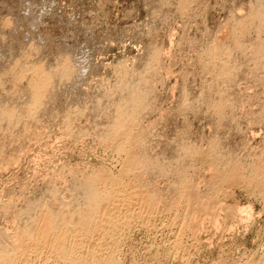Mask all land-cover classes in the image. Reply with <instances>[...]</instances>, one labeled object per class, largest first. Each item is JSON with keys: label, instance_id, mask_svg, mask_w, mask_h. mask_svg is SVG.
<instances>
[{"label": "rangeland", "instance_id": "obj_1", "mask_svg": "<svg viewBox=\"0 0 264 264\" xmlns=\"http://www.w3.org/2000/svg\"><path fill=\"white\" fill-rule=\"evenodd\" d=\"M36 1L0 0V109L8 106L4 109L14 110L11 113L19 121V126L7 129L9 121L0 120V257L13 256V264H67L52 247L60 237L66 240L71 260L87 256L93 248L100 259L113 258L114 264H264V168L259 174V166L264 167V48L256 49L257 44L264 45V0H49L51 5L48 0ZM28 10L36 16L27 15ZM30 16L35 20L31 22ZM31 23L37 26L30 27ZM61 62L68 63L77 84L74 79L67 83L60 80L62 76L55 77L58 72L53 70ZM50 75L51 84L46 82ZM43 80L49 87L44 83L47 88L42 87ZM32 84L40 94H48L38 93L40 98H35ZM132 95L141 100L138 113L128 105ZM34 99L38 103L32 108L29 102ZM122 113L134 139L131 154L139 159L133 170L138 176L125 182L130 184L124 191L129 198L124 197L125 189L120 190L106 207L110 229L106 230L105 222V229L91 236L88 223L85 232L67 221L85 207L78 183L84 188L94 184L103 192L110 186L96 179L106 174L119 177L124 156L113 142L122 129L114 116ZM128 120H134L131 126ZM110 130L117 135L111 133L113 139L107 134ZM231 168L241 172L238 186L214 182ZM180 173L193 184L190 190L184 187L188 192L177 184ZM192 193H197L200 203L216 197L219 201L212 216L194 221L200 222L194 227H200V233L192 232L184 220L188 213L184 208L195 197ZM178 195L184 197L180 208L169 211ZM147 198L153 204L150 215H145L146 209L141 212L139 205L140 199ZM231 211L236 220L227 215L222 223ZM45 214H52L57 223L52 232L44 223L46 237L36 232ZM215 218L219 224L212 221ZM3 260L0 264H7Z\"/></svg>", "mask_w": 264, "mask_h": 264}, {"label": "bare ground", "instance_id": "obj_2", "mask_svg": "<svg viewBox=\"0 0 264 264\" xmlns=\"http://www.w3.org/2000/svg\"><path fill=\"white\" fill-rule=\"evenodd\" d=\"M44 1V0H43ZM60 1V0H59ZM183 1V0H182ZM185 1V0H184ZM261 1V0H260ZM27 2V1H26ZM32 2L33 1H31V2H29V4H32ZM38 2V0L35 2V3H37ZM45 2V1H44ZM44 2H43V4H44ZM48 2H49V0H48ZM258 2V1H257ZM23 3V2H22ZM39 3V2H38ZM58 3V2H57ZM33 4H34V2H33ZM40 4V3H39ZM49 4H50V2H49ZM53 4H55L54 2H53ZM66 4V3H65ZM64 4V5H65ZM6 5V4H5ZM24 5V4H23ZM27 5H28V3H27ZM47 5V4H46ZM45 5V6H46ZM51 5V4H50ZM49 5V6H50ZM180 5H182V4H180ZM263 5V4H262ZM14 6V5H13ZM25 6V5H24ZM58 6V5H57ZM56 6V7H57ZM67 6V5H66ZM259 6H261V5H259ZM40 7V6H39ZM48 7V6H47ZM4 8V7H3ZM8 8V7H7ZM16 8H18V6L16 7ZM28 8V6H26V9ZM30 8H31V5H30ZM30 8H28V9H30ZM33 8V7H32ZM35 8H36V6H35ZM49 8V7H48ZM53 8V7H52ZM177 8V7H176ZM262 8V7H261ZM9 9V8H8ZM10 9H11V7H10ZM26 9H21V11H25L26 12ZM260 9V8H259ZM6 10V9H5ZM13 10V9H12ZM12 10H10L11 12L10 13H12ZM32 10V9H31ZM31 10H28V11H30V14L28 13L27 15H31L32 13L31 12H33V11H31ZM35 10V9H34ZM256 10V9H255ZM263 10H264V8H263ZM18 11V10H17ZM20 11V10H19ZM39 11H40V9H39ZM43 11V10H42ZM41 11V12H42ZM240 11V10H239ZM260 11V10H259ZM262 11V10H261ZM261 11H260V13H261ZM37 12H38V10H37ZM27 13V12H26ZM34 13V12H33ZM243 13V12H242ZM255 13H258V14H260L259 12H255ZM262 13H264V11H262ZM261 13V14H262ZM35 14V16H36V13H34ZM34 14H32V15H34ZM38 14V13H37ZM40 14V13H39ZM257 14V15H258ZM260 14V15H261ZM23 15H26V14H23ZM255 15V14H254ZM256 15V17H259V19H260V17L261 16H257ZM8 16V15H7ZM13 16H15V15H13ZM20 16V15H19ZM18 16V17H19ZM40 16H41V14H40ZM45 16V15H44ZM250 16V15H249ZM0 17H2V15L0 16ZM42 17H43V15H42ZM42 17H39L40 19L42 18ZM264 17V16H263ZM263 17H261V18H263ZM6 18V17H5ZM13 18V17H12ZM17 18V17H16ZM25 18V17H24ZM33 18L34 17H31L30 16V19H32L31 20V22L32 21H34L33 20ZM251 18V17H250ZM249 18V19H250ZM3 19V18H2ZM7 19V18H6ZM6 19H5V22H6ZM37 19V18H36ZM43 19V18H42ZM264 19V18H263ZM13 20H15V19H13ZM50 20V19H49ZM10 21H12V20H10ZM26 21H28V20H26ZM42 21V20H41ZM40 21V22H41ZM254 21V20H253ZM260 21H262V20H260ZM9 22V21H8ZM7 22V23H8ZM15 22V21H14ZM35 22H37L38 24L40 23L39 22V20L38 21H35ZM35 22H33V23H35ZM264 22V21H263ZM4 23V22H3ZM33 23H31L30 24V27H31V25L33 24ZM37 23L36 24H33L32 26H37ZM6 24V23H5ZM5 24H4V26H5ZM11 24V23H10ZM9 23L7 24V26L8 25H10ZM14 24V23H13ZM260 24V23H259ZM261 24H262V22H261ZM21 25V24H20ZM40 25H41V23H40ZM264 24H262V27H264L263 26ZM1 26V25H0ZM13 26V25H12ZM11 26V27H12ZM27 26V25H26ZM2 27V26H1ZM261 27V28H262ZM4 28H6V26L4 27ZM15 28V27H14ZM48 28V27H47ZM90 28V27H89ZM11 29V28H10ZM13 29V28H12ZM31 29V28H30ZM8 30V29H7ZM17 30V29H16ZM21 30V29H20ZM93 30V29H92ZM251 30V29H250ZM14 31V30H13ZM18 31V30H17ZM35 31H36V29H35ZM34 31V32H35ZM263 31V30H262ZM260 32V31H259ZM4 33V32H3ZM14 33V32H13ZM32 33V32H31ZM2 34V33H1ZM29 34V33H28ZM26 35V34H25ZM13 36V35H12ZM44 36V35H43ZM48 36H50V35H48ZM17 37V36H16ZM24 37V36H23ZM27 37H29V36H27ZM31 37V36H30ZM35 37V36H34ZM5 38V37H4ZM28 39H31V38H28ZM40 39H42V38H40ZM39 39V40H40ZM3 40V39H2ZM26 40V39H25ZM37 41V40H36ZM105 41V40H104ZM240 41V40H239ZM2 42V41H1ZM22 42V41H21ZM46 42V41H45ZM94 42V41H93ZM30 43V42H29ZM92 43V42H91ZM75 44V43H74ZM262 44V43H261ZM259 45V44H257L256 45V49H258V52L260 51V46H261V49H262V46H263V48H264V45ZM9 45V44H8ZM18 45V44H17ZM33 45V44H32ZM38 45V44H37ZM241 45V44H240ZM26 46V45H25ZM91 46H92V44H91ZM95 47V46H94ZM235 47H237V46H235ZM243 47V46H242ZM34 48V47H33ZM219 48V47H218ZM8 50V49H7ZM35 50V49H34ZM252 50V49H251ZM264 50V49H263ZM160 51V50H159ZM213 51V50H212ZM217 51V50H216ZM250 51V50H249ZM11 52V51H10ZM74 52V51H73ZM218 52V51H217ZM227 52V51H226ZM230 52H231V50H230ZM163 53V52H162ZM178 53V52H177ZM213 53V52H212ZM257 53V52H256ZM5 54V53H4ZM18 54V53H17ZM26 54V53H25ZM28 54V53H27ZM42 54V53H41ZM63 54V53H62ZM65 54V53H64ZM211 54V53H210ZM216 54V53H215ZM254 54H255V52H254ZM24 55V54H23ZM253 55V54H252ZM92 56V55H91ZM209 56V55H208ZM215 56V55H214ZM231 56V55H230ZM31 57V56H30ZM32 57H34V56H32ZM43 57V56H42ZM67 57V56H66ZM75 57V56H74ZM27 58V57H26ZM151 58V57H150ZM9 59V58H8ZM16 59V58H15ZM81 59V58H80ZM80 59H79V61H80ZM88 59V58H87ZM211 59H213L212 57H211ZM229 59V58H228ZM14 60V59H13ZM19 60V59H18ZM58 60H60V59H58ZM66 60V59H65ZM83 60V59H82ZM230 60V59H229ZM257 60V59H256ZM40 61V60H39ZM44 61V60H43ZM74 61V60H73ZM77 61V60H76ZM259 61H262V60H259ZM4 62H6V61H4ZM63 62H67V61H63ZM75 62V61H74ZM264 62V61H263ZM11 63V62H10ZM14 63V62H13ZM62 63V62H61ZM83 63V62H82ZM56 64V63H55ZM77 64V63H76ZM75 64V65H76ZM80 64V63H79ZM78 64V65H79ZM87 64V63H86ZM89 64V63H88ZM91 64V63H90ZM254 64H255V62H254ZM4 65V64H3ZM26 65V64H25ZM60 66L57 68V69H55L54 68V70L53 71H55L56 70V72H58V74L56 73L55 74V72H54V74H55V77L56 76H62V77H60V80H63V81H65V82H67L68 80L69 81H71V79L73 80L74 78H73V76H74V72H72L71 71V73H72V75L71 74H69L70 72L68 71V70H70V67H69V65H68V63H62V64H59ZM122 65V64H121ZM13 66V65H12ZM16 66V65H15ZM23 66V65H22ZM29 66V65H28ZM31 66V65H30ZM40 66V65H39ZM47 66V65H46ZM91 66V65H90ZM95 66V65H94ZM2 67V66H1ZM255 67V66H254ZM264 67V66H263ZM16 68V67H15ZM34 68V67H33ZM51 68V67H50ZM131 68V67H130ZM222 68V67H221ZM252 68V67H251ZM8 69V68H7ZM71 69H73V68H71ZM79 69H81V64H80V67H79ZM152 69V68H151ZM212 69V68H211ZM254 69V68H253ZM261 69V68H260ZM43 70V69H42ZM45 70V69H44ZM88 70V69H87ZM107 70V69H106ZM221 70V69H220ZM222 70H223V68H222ZM50 71V70H49ZM52 71V72H53ZM224 71V70H223ZM259 71V70H258ZM7 72V71H6ZM37 72V71H36ZM44 72V71H43ZM76 72V71H75ZM148 72V71H147ZM153 72V71H152ZM226 72H227V69H226ZM15 73V72H14ZM40 73H42V72H40ZM59 73H60V75H59ZM78 73H79V71H78ZM77 73V74H78ZM81 73V72H80ZM261 74H262V72H260ZM13 74V73H12ZM44 74V73H43ZM43 74H41V76L40 77H42L43 76ZM48 73H45V76L47 75ZM50 74H51V72H50ZM53 74V73H52ZM51 74V75H52ZM53 74V75H54ZM132 74V73H131ZM137 74V73H136ZM142 74H144V73H142ZM225 74V73H224ZM228 76H230V73H229V70H228ZM2 75V74H1ZM34 75H35V73H34ZM49 75V74H48ZM48 76V78L49 77H52V76ZM4 76V75H3ZM25 76V75H24ZM45 76H44V79H45ZM226 76V75H225ZM261 76V75H260ZM263 76V75H262ZM77 76L75 75V78H76ZM144 77V76H143ZM227 77V76H226ZM1 78V77H0ZM19 78V77H18ZM38 78V77H37ZM43 78V77H42ZM46 78H47V76H46ZM54 78V77H53ZM53 78H49L48 79V81H46V82H50V79H53ZM158 78V77H157ZM32 79V78H31ZM141 79V78H140ZM23 80V79H22ZM46 80V79H45ZM75 80V79H74ZM73 80V81H74ZM77 80V79H76ZM74 81V82H76V84H77V81ZM84 80V79H83ZM144 80V79H143ZM148 80V79H147ZM160 80V79H159ZM262 80V79H261ZM31 81V80H30ZM38 81V80H37ZM41 81V80H40ZM92 81V80H91ZM141 81H142V79H141ZM222 81V80H221ZM264 81V80H263ZM51 82H52V80H51ZM51 82H50V84H51ZM57 82V81H56ZM59 82V81H58ZM94 82V81H93ZM138 82V81H137ZM145 82V81H144ZM154 82V81H153ZM31 83V82H30ZM37 82H35V84H36ZM39 83V82H38ZM41 83V85H42V87H44V86H47V85H45V84H47V83H45L44 82V80H43V82H40ZM43 83H44V86H43ZM62 83V82H61ZM68 83V82H67ZM72 83V82H71ZM60 84V83H59ZM70 84V83H69ZM92 84V83H91ZM134 84V83H133ZM154 84H156V83H154ZM33 86L32 87H30V88H32L31 90H33V95L35 94V95H37V97L35 96V98H40L41 97V95H42V97H44V95L46 94H48V93H45V94H42V92H41V94H40V89H36V85H34V84H32ZM74 85V84H73ZM83 85V84H82ZM125 85H127V84H125ZM129 85V84H128ZM4 86V85H3ZM52 86H53V84H52ZM72 86V85H71ZM79 86H81V85H79ZM84 86V85H83ZM90 86V85H89ZM93 86V85H92ZM146 85H144V87H145ZM39 87H40V85H39ZM38 87V84H37V88H39ZM47 87H49V84H48V86ZM47 87H44V88H47ZM62 87V86H61ZM66 87V86H65ZM76 87V86H75ZM130 88H131V86H129ZM139 87V86H138ZM143 87V86H142ZM41 88V87H40ZM44 88H41V90L42 91H44L45 89ZM52 88V87H51ZM50 88V89H51ZM69 88V87H68ZM82 88V87H81ZM85 88V87H84ZM87 88V87H86ZM148 88V87H147ZM57 89H58V87H57ZM56 89V90H57ZM59 89H60V87H59ZM155 89V88H154ZM30 90V91H31ZM35 90H37V94L36 93H34L35 92ZM72 90V89H71ZM48 90L46 89V92H47ZM134 91V90H133ZM137 91H140V89H138ZM137 91H135V92H137ZM250 91V90H249ZM58 92V91H57ZM70 92V91H69ZM81 92V91H80ZM31 93V94H32ZM40 94V97H39V94ZM44 93V92H43ZM131 93V92H130ZM133 93V92H132ZM140 94H141V92H139ZM222 93V92H221ZM225 93H227V92H225ZM58 94V93H57ZM63 94V93H62ZM96 94V93H95ZM140 94H139V96H140ZM224 94V93H223ZM32 95V96H33ZM114 95V94H113ZM137 95H138V92H137ZM31 96V97H32ZM57 95H55V97H56ZM146 96V95H145ZM111 97H112V95H111ZM133 97H136V96H133L132 95V99H131V101L130 100H128L127 102H131V104H133V105H131V104H128V105H130L132 108H133V110H134V108L136 109V112H137V110H139V106H141L142 107V105H140L141 103V100H140V98L137 96L135 99L133 98ZM141 97V96H140ZM165 97V96H164ZM180 97V96H179ZM34 97H32V99H33ZM95 98H97V97H95ZM129 98V97H128ZM142 98H144V97H142ZM229 98V97H228ZM31 99V100H32ZM41 99H43V98H41ZM47 99V98H46ZM67 99V98H66ZM109 99V98H108ZM145 99V98H144ZM99 100V99H98ZM98 100H96V101H98ZM140 100V101H139ZM175 100V99H174ZM224 100H225V98H224ZM29 101V100H28ZM35 101V99L33 100V102ZM79 101V100H78ZM100 101V100H99ZM178 101V100H177ZM187 101V100H186ZM226 101V100H225ZM230 101V100H229ZM32 101L31 102H29V104L31 103V106H32V108H33V105H37V103H38V101H37V103L36 102H34V104H32L33 103ZM72 102V101H71ZM129 102V103H130ZM149 102V101H148ZM188 102V101H187ZM218 102V101H217ZM228 102V101H227ZM247 102V101H246ZM26 103V102H25ZM39 103H42V101H40ZM95 103H97V102H95ZM27 104V103H26ZM77 104H78V102H77ZM117 104V103H116ZM127 104V103H126ZM142 104H144L143 103V101H142ZM192 104V103H191ZM213 104V103H212ZM221 104V103H220ZM225 104V103H224ZM223 104V105H224ZM40 104H38V106H39ZM94 105V104H93ZM96 105V104H95ZM11 106H13V105H11ZM28 106V105H27ZM26 106V107H27ZM43 106V105H42ZM78 106V105H77ZM97 106V105H96ZM103 106V105H102ZM116 106H119V105H116ZM129 106V107H130ZM145 106V105H144ZM148 106V105H147ZM147 106H146V108H147ZM8 107V106H7ZM7 107H4V108H7ZM25 107V108H26ZM29 107V109H30V106H28ZM37 107V106H36ZM35 107V108H36ZM84 107V106H83ZM104 107V106H103ZM108 107V106H107ZM130 107V108H131ZM150 107V106H149ZM218 107V106H217ZM216 107V108H217ZM222 107V106H221ZM3 108V109H4ZM11 108V107H10ZM109 108V107H108ZM113 108V107H112ZM126 108V107H125ZM125 108H124V110H125ZM129 108V109H130ZM223 108V107H222ZM1 110L0 111V120H3L4 122H5V120H7V121H9V123H8V126H7V123H6V126H7V129H9V128H11V129H13L17 124H18V122L19 121H16V119H14V117L16 118V116H18V115H14V113H11L12 111H14V110H12L11 112L9 111V110H7V109H4V110ZM9 109V108H8ZM12 109V108H11ZM10 109V110H11ZM27 109V108H26ZM69 109V108H68ZM128 109V107H127V109H126V111L127 110H129ZM246 109V108H245ZM35 110V109H34ZM37 110V109H36ZM74 110V109H73ZM79 110V109H78ZM84 110V109H83ZM86 110V109H85ZM96 110V109H95ZM104 110V109H103ZM107 110V109H106ZM115 110V109H114ZM121 109L119 108V111H120ZM123 110V109H122ZM20 111H22V110H20ZM29 112H30V110H28ZM113 111V110H112ZM125 111V112H126ZM135 111V110H134ZM223 111V110H222ZM16 112V111H15ZM19 112V111H18ZM28 112V113H29ZM32 112V111H31ZM39 112V111H38ZM67 112V111H66ZM75 112V111H74ZM78 112V111H77ZM97 112V111H96ZM105 112V111H104ZM121 112V111H120ZM123 112V111H122ZM128 112V111H127ZM131 112H132V110H131ZM139 112V111H138ZM137 112V113H138ZM145 112H146V110H145ZM217 112V111H216ZM26 113V112H25ZM76 113V112H75ZM89 113V112H88ZM91 113V112H90ZM93 113H94V111H93ZM143 113H144V111H143ZM170 113V112H169ZM218 113V112H217ZM249 113V112H248ZM22 114V113H21ZM31 114H33V113H31ZM70 114V113H69ZM74 114V113H73ZM101 114V113H100ZM115 114V113H114ZM116 114H120V113H117L116 112ZM125 114V113H124ZM123 113H122V116L121 115H119V116H121V117H119V116H117V117H115L114 116V118H119V121H117L116 119L114 120V123H118V128L121 130L122 129V131L120 132L119 131V129H118V131L120 132V136L121 137H119V136H117L116 134V136L117 137H114L115 135L112 133V131L111 132H109V133H107V134H109V136H111L112 137V139H113V137H114V139H117V138H119V139H117V140H115L116 141V143L115 142H113L115 145H116V148H115V150L117 151V153L118 154H122L123 156H124V161H123V164H122V166L123 167H121L122 168V171H121V173H120V175H119V177L117 178L116 176V178L114 177L113 178V176H109V175H107L106 174V176H103V178H99L98 180L96 179V183L98 182V184H99V182H101V183H103V184H105V185H107L108 184V186H110L109 188L108 187H106V188H103V192H101L100 190H98L99 189V187L97 188L94 184H92V185H85L86 187L84 188L82 185H80L79 183H78V189H79V187H80V189H79V191L82 193H79V194H81L80 196H85V197H83V201L85 202V207H83V208H85V209H83V208H81L82 210H78V212H77V214L75 213V215H77L76 217H74V216H72V217H74V218H69V221H67V222H69L70 223V225H72L73 224V222H74V224H73V226H75L76 224L77 225H79V229H84V231L85 232H87V229L85 230V228H86V224L88 223V225H90L91 226V229H90V227H89V230H88V233L91 235V236H93L94 234H95V232L97 233V231H99V230H101V229H105V227H104V223L106 222L108 225H106L105 224V226H109V223H108V221L109 220H106L105 219V217L107 216V213L106 212H108V205L110 204V203H113L112 201L114 200V199H116V198H114V197H117L116 195H118L117 194V192L119 191L120 192V190L122 191L123 189H125V190H123V192L124 191H126V192H128V190H129V185L130 184H128V182L127 183H125L127 180H129V177H131L132 176V179H134V178H136L137 179V176L138 175H135L134 176V172H133V170L136 168L135 166H137V165H139V164H137L136 165V163L138 162V160L139 159H137L136 158V156L134 157V153H133V155L131 154L132 152H131V145H132V143L133 144H135L134 143V139L132 138V133L130 134V130H129V128L128 127H126L125 126V121L123 120V119H126L127 120V116L126 115H124ZM134 114H136L135 112H134ZM134 114L132 113V115L134 116ZM223 114V113H222ZM30 115V114H29ZM112 115V114H111ZM128 115V114H127ZM131 115V114H130ZM133 116H131V117H133ZM21 117V116H20ZM66 117V116H65ZM65 117H64V119H65ZM137 117H138V115H137ZM68 118V117H67ZM128 118H130L129 116H128ZM134 118V117H133ZM70 118H68V120H69ZM72 119V118H71ZM70 119V120H71ZM74 119V118H73ZM111 119H113V118H111ZM132 119V118H131ZM163 119V118H162ZM31 120V119H30ZM64 121V120H63ZM115 121H117V122H115ZM129 121V120H128ZM131 121V120H130ZM130 121H129V124H130V126H131V123H130ZM1 122V121H0ZM31 122V121H30ZM113 122V121H112ZM111 122V123H112ZM132 122V121H131ZM133 122H134V120H133ZM133 122H132V124H133ZM2 123V122H1ZM27 123V122H26ZM64 123V122H63ZM71 123V122H70ZM136 123V122H135ZM72 124V123H71ZM126 124H128V123H126ZM4 125V124H3ZM33 125V124H32ZM69 125V124H68ZM108 125H111V124H108ZM5 126V125H4ZM10 126V127H9ZM17 126H19V125H17ZM22 126V125H21ZM24 126V125H23ZM33 126H36V124L35 125H33ZM67 126V125H66ZM128 126V125H127ZM133 126V125H132ZM9 127V128H8ZM25 127V126H24ZM38 127V126H37ZM89 127V126H88ZM108 127V126H107ZM113 127H116L115 126V124H114V126ZM124 127H126V128H124ZM212 127V126H211ZM4 128V127H3ZM16 128V127H15ZM19 128V127H18ZM33 128V127H32ZM68 128H69V126H68ZM71 128V127H70ZM83 128V127H82ZM214 128V127H213ZM5 129V128H4ZM21 129V128H20ZM113 129V128H112ZM116 129V128H115ZM115 129H113V132L115 133H117L118 131H116ZM132 129V128H131ZM154 129V128H153ZM106 130V129H105ZM115 130V131H114ZM144 130H146V129H144ZM71 131V130H70ZM132 131V130H131ZM2 132V131H1ZM17 132V131H16ZM24 132V131H23ZM151 132H153V131H151ZM28 133V132H27ZM114 135V136H112V134ZM4 134H5V132H4ZM14 133H11V136L13 135ZM111 134V135H110ZM149 134V133H148ZM104 135V134H103ZM118 135H119V133H118ZM147 135V134H146ZM7 136V135H6ZM9 136V135H8ZM23 136V135H22ZM176 136V135H175ZM110 137V138H111ZM134 137V136H133ZM9 139H10V136L8 137ZM7 138V139H8ZM18 139V138H17ZM152 139V138H151ZM4 140V139H3ZM6 140V139H5ZM104 140H106V139H104ZM205 140V139H204ZM1 141V140H0ZM9 141V140H8ZM112 141H114V140H112ZM136 141V140H135ZM4 142V141H3ZM6 142V141H5ZM4 142V143H5ZM108 142H109V139H108ZM138 142H139V140H138ZM141 142V141H140ZM214 143V142H213ZM5 145L7 146V144L5 143ZM113 145V144H112ZM115 145H113V146H115ZM139 145H141V144H139ZM138 145V146H139ZM216 145H218V144H216ZM244 145V144H243ZM143 147H145V145L143 146ZM182 147V146H181ZM132 148H134L133 147V145H132ZM214 148V147H213ZM4 150V149H3ZM181 150H183V149H181ZM212 150V149H211ZM134 151V150H133ZM184 151H186V150H184ZM139 152V151H138ZM188 152V151H187ZM186 153V152H185ZM193 153H195V152H193ZM218 153V152H217ZM139 155V154H138ZM177 155H178V153H177ZM188 155V154H187ZM217 155V154H216ZM0 156H1V154H0ZM118 156V155H117ZM145 156V155H144ZM190 156V155H189ZM213 156V155H212ZM140 157V156H139ZM142 157V156H141ZM177 157V156H176ZM182 157V156H181ZM135 158L137 159V161L135 160ZM143 158V157H142ZM184 158V157H183ZM192 158H193V156H192ZM262 158H264V157H262ZM141 159V158H140ZM148 159V158H147ZM176 159V158H175ZM187 159V158H186ZM225 159H227V158H225ZM221 160H223L222 158H221ZM262 160V159H261ZM142 161V160H141ZM177 161V160H176ZM229 161V160H228ZM140 162V161H139ZM255 162V161H254ZM142 163H144V161H142ZM177 163V162H176ZM180 163V162H179ZM193 163V162H192ZM229 163V162H228ZM181 164V163H180ZM141 165V164H140ZM235 165V164H234ZM240 165V164H239ZM253 165V164H252ZM255 165H256V163H255ZM143 166H144V164H143ZM142 166V168H144ZM146 166V165H145ZM154 166H156V165H154ZM183 166V165H182ZM224 166V165H223ZM236 166H238L237 164H236ZM138 167V166H137ZM178 167V166H177ZM256 167V166H255ZM255 167H253L252 168V170L254 171L255 169H257L256 171H254L255 173L258 171V169L259 168H255ZM259 167H261V169H260V171H259V174H261V175H263L262 173H261V170L264 168V167H262L261 165L259 166ZM154 168V167H153ZM180 168V167H179ZM182 168V167H181ZM190 168V167H189ZM234 168L236 169V167L234 166ZM237 168H239V167H237ZM255 168V169H254ZM151 169V168H150ZM159 169H161V168H159ZM135 170H137V169H135ZM146 170V169H145ZM149 170V169H148ZM162 170V169H161ZM230 170H232V172L230 171V173L228 174V175H218L217 176V178H213L215 181V183L216 184H220V183H227V185H229V186H231V185H237V183L239 184V182H240V180L242 179V177H241V172L239 173H236V172H234L235 170L234 169H230ZM238 169H236V171H237ZM152 171V170H151ZM155 171V170H154ZM219 171V170H218ZM136 172V171H135ZM162 172V171H161ZM243 172V171H242ZM244 172H246L245 170H244ZM253 172V173H254ZM141 173V172H140ZM163 173V172H162ZM184 173V172H183ZM183 173H180L181 175H183ZM210 173V172H209ZM224 173V172H223ZM226 173H228V172H226ZM95 174V173H94ZM102 174V173H101ZM143 174V173H142ZM157 174V173H156ZM219 174V173H218ZM257 174H258V172H257ZM105 175V174H104ZM167 175V174H166ZM134 176V177H133ZM185 175H183V176H181V178L179 177L178 178V182H177V184H180V185H183L182 187H183V189L186 191V189L184 188L185 186H187V188H189L188 186H190L191 185V183H188V180H184V177ZM255 176H256V174H255ZM264 176V175H263ZM100 177V176H99ZM142 177H144V176H142ZM146 177V176H145ZM157 177V176H156ZM178 177V176H177ZM257 177V176H256ZM255 177V178H256ZM259 177V176H258ZM152 177H150V179H151ZM187 178H188V176H187ZM200 178V177H199ZM245 178V177H244ZM251 178V177H250ZM254 178V177H253ZM260 179H261V176L259 177ZM131 179V180H132ZM155 179V178H154ZM158 179V178H157ZM246 179V178H245ZM244 179V180H245ZM259 179V181H262V180H264V179H262V180H260ZM100 180V181H99ZM146 180V179H145ZM190 180V179H189ZM219 181V182H216V181ZM243 180V181H244ZM248 180V179H247ZM258 180V179H257ZM147 181V180H146ZM177 181V180H176ZM79 182V181H78ZM92 182H94V181H92ZM91 182V183H92ZM140 182V181H139ZM149 182V181H148ZM264 182V181H263ZM85 183V182H84ZM133 183V182H132ZM141 183V182H140ZM174 183H176V182H174ZM214 183V184H215ZM83 184V183H82ZM137 185L139 184V183H136ZM151 184H152V182H151ZM176 184V185H177ZM215 184V185H216ZM242 184V183H241ZM258 184H260V183H258ZM84 185V184H83ZM141 185H142V183H141ZM156 185V184H155ZM195 186H197L196 184H194ZM248 185V184H247ZM257 185V184H256ZM262 185V184H261ZM76 186V185H75ZM74 186V187H75ZM98 186V185H97ZM139 186V185H138ZM137 186V187H138ZM145 186V185H144ZM179 186V185H178ZM193 186V184L191 185V187ZM218 186V185H217ZM216 186V187H217ZM222 186H223V184H222ZM226 186V185H225ZM238 186V185H237ZM151 187V186H150ZM176 187V186H175ZM181 186L179 187V188H182ZM84 188V189H83ZM133 188V187H132ZM192 189V188H191ZM197 189V188H196ZM218 189V188H217ZM226 189V188H225ZM229 189V188H228ZM149 190V189H148ZM180 190V189H179ZM188 190H190V188L188 189ZM193 190V189H192ZM206 190V189H205ZM78 191V192H79ZM83 191V192H82ZM131 191V190H130ZM129 191V192H130ZM143 191V190H142ZM152 191H154L153 189H152ZM170 191H172V190H170ZM75 192H77V191H75ZM118 192V193H119ZM122 192V194L120 193V196L122 197L123 196V194L125 193H123ZM135 192V191H134ZM139 192V191H138ZM149 192V191H148ZM167 192V191H166ZM186 192H188V191H186ZM185 192V193H186ZM190 192V191H189ZM191 192H193V191H191ZM195 192H196V190H195ZM253 192V191H252ZM176 193V192H175ZM184 193V194H185ZM231 193V192H230ZM75 194V193H74ZM127 194H129V193H125V195H124V197L126 198V197H128V195ZM131 194H132V192H131ZM155 194V193H154ZM170 194H171V192H170ZM173 194V193H172ZM181 194V193H180ZM189 194H191V193H189ZM193 194V196H195V197H192L191 195V198L193 199V200H195L196 202L195 203H193L192 201L193 200H191V203L189 202L187 205H186V207L187 208H184V209H188V210H186V211H188V213H187V216L185 217V219L184 220H187L188 221V224H187V222H185L186 223V225H189V224H191V225H189V226H192L191 227V230L193 229L194 231H195V233H200V232H198L200 229V227H197V228H194L196 225H198V223H200V222H198V223H196V222H194V221H196L199 217H200V219H201V216H203V218H207V217H210V216H212V214H213V212L215 211V209H216V207L219 205L218 204V202L219 201H216V195H215V197L216 198H214V199H210V201L208 200L207 202H204V203H200L201 201H199V200H196L195 198L197 197V193H192ZM152 195V194H151ZM186 195V194H185ZM214 195V194H213ZM222 195V194H221ZM130 196H132V195H130ZM201 196V195H200ZM199 196V197H200ZM207 196V195H206ZM52 197V196H51ZM76 197H78V196H76ZM118 197H119V195H118ZM149 197V196H148ZM151 197V196H150ZM149 197V198H150ZM153 197H154V195H153ZM124 198V199H125ZM129 198V197H128ZM143 198H144V196H143ZM156 198V197H155ZM184 197H183V195H178V197H177V199H176V201H175V203H172L171 202V205H170V207L168 208L169 209V211H172V210H174V209H176V208H180V204H181V200L183 199ZM207 198H209V197H207ZM54 199V198H53ZM80 199H81V197H80ZM152 199V198H151ZM175 199V198H174ZM197 199H201V198H197ZM49 200V199H48ZM126 201H128V199H125ZM169 200V199H168ZM187 200V199H186ZM206 200V199H205ZM204 200V201H205ZM218 200V199H217ZM161 201V200H160ZM198 201V202H197ZM69 202V201H68ZM72 202V201H71ZM82 202V201H81ZM155 202V201H154ZM203 202V201H202ZM62 203V202H61ZM64 203V202H63ZM80 203V202H79ZM78 203V204H79ZM156 203H159L158 201H156ZM155 203V204H156ZM55 204V203H54ZM65 204H66V202H65ZM77 204V203H76ZM82 204V203H81ZM80 204V205H81ZM131 203H129V205H130ZM155 204H154V206H155ZM184 204V203H183ZM35 205H36V202H35ZM67 205V204H66ZM71 204L69 203V206H70ZM129 205H128V208H127V211H126V215L128 214V212L130 211V207H129ZM139 205H141L140 206V209H141V212H142V210H143V212L145 211V209H146V211H145V215H150L151 213L150 212H154V210H152L153 208H152V206H153V204H152V200H149L148 198H147V200L146 199H140V204ZM52 206V205H51ZM84 206V205H83ZM161 206V205H160ZM164 206V205H163ZM221 206V205H220ZM219 206V207H220ZM31 207V206H30ZM29 207V208H30ZM36 207V206H35ZM38 207V206H37ZM82 207V206H81ZM106 207H107V209H106ZM137 207H139V206H137ZM156 207H158V206H156ZM165 207H167V206H165ZM185 207V206H184ZM28 208V207H27ZM60 208V207H59ZM73 208H75V207H73ZM155 208V207H154ZM32 209H34L33 207H32ZM217 209H219V208H217ZM27 210V209H26ZM50 210H51V208H50ZM57 210V209H56ZM76 210V211H77ZM138 210V209H137ZM177 210V209H176ZM226 210H227V208H226ZM231 210V209H230ZM229 210V211H230ZM251 210V209H250ZM28 211V210H27ZM34 211V210H33ZM54 211V210H53ZM87 211V212H86ZM222 211V210H221ZM24 212H25V210H24ZM75 212V211H74ZM86 212V213H85ZM150 213V214H147V213ZM158 212V211H157ZM226 212V211H225ZM224 212V215L226 214ZM236 212V211H235ZM55 212H53V215H54V217L55 216H58V215H56V213L54 214ZM124 213V212H123ZM133 213H134V211H133ZM215 213V212H214ZM220 213V212H219ZM222 213V212H221ZM228 214H226V216H224V218L225 217H227V215L228 216H232V217H229L230 219H232V220H236L235 218L233 219V211H231V212H227ZM246 213V212H245ZM25 214H26V212H25ZM31 214V213H30ZM58 214V213H57ZM72 214V213H71ZM74 214V213H73ZM72 214V215H73ZM132 214V213H131ZM137 214V213H136ZM135 214V215H136ZM140 215H141V213H139ZM138 214V216H140ZM143 214V213H142ZM178 214V213H177ZM185 214V213H184ZM232 214V215H231ZM235 214H237V213H235ZM46 215V214H45ZM44 215V216H45ZM135 215H134V217H135ZM215 215V214H214ZM242 215V214H241ZM138 216H137V218H138ZM51 217H53L52 216V214H51ZM50 216H48V215H46L44 218H42L43 220V223H42V225L36 230V232L37 233H39L40 235H42V236H45L46 234H47V231L45 230V229H47L45 226H47V225H45V224H47L48 223V226H49V231L50 232H52V231H55L56 230V225H57V223H56V220H55V218H57V217H55L54 219L53 218H51ZM111 217V216H110ZM124 217H126V220H127V218H129V217H131V216H123L122 218H124ZM141 217V216H140ZM152 217V216H151ZM217 217V216H216ZM26 218V217H25ZM108 218V217H107ZM132 218H133V216H132ZM213 218V217H212ZM125 219V218H124ZM129 219H131V218H129ZM192 219H193V221H192ZM55 220V221H54ZM216 220V221H215ZM222 220H226V218L225 219H221V221ZM238 220V219H237ZM193 222V223H191V222ZM206 221H208V220H206ZM211 221V220H210ZM212 221H214L216 224H219V222H217L218 220H217V218H215V219H212ZM246 221V220H245ZM46 222V223H45ZM128 222V221H127ZM214 222H212L213 223V225L212 226H214ZM45 223V224H44ZM63 223V222H62ZM64 223H65V221H64ZM222 223H223V221H222ZM65 224H68V223H65ZM128 224V223H127ZM130 224H131V222H130ZM26 225V224H25ZM93 225V226H92ZM203 225V224H202ZM47 226V227H48ZM64 226V225H63ZM68 226V225H67ZM66 226V227H67ZM115 226V225H114ZM114 226H112V227H114ZM189 226H187L188 228H189ZM229 226H231V224L229 225ZM69 227V226H68ZM88 227V226H87ZM202 227V226H201ZM214 227H216V225L214 226ZM71 228V227H70ZM69 228V229H70ZM75 228V227H74ZM116 229L117 228H119L118 227V225L115 227ZM122 228V227H121ZM120 228V229H121ZM124 228V227H123ZM216 228H218V227H216ZM61 229V228H60ZM107 229H110V226H109V228H106V230ZM111 229H114V228H111ZM187 229V228H186ZM215 229V228H214ZM219 229V228H218ZM59 230V229H58ZM63 230H64V232L66 231V230H68L67 228H66V230H65V228H63ZM63 230H60V232L62 231L63 232ZM122 230V229H121ZM188 230V229H187ZM193 230H192V232H193ZM198 230V231H197ZM204 230V229H203ZM48 231V232H49ZM190 231V230H189ZM202 231V230H201ZM63 232V233H64ZM191 232V231H190ZM192 232H191V234H192ZM218 232V231H217ZM63 233H61L62 235H63ZM194 235V234H193ZM197 234H195V236H196ZM58 236V235H57ZM60 236V235H59ZM81 236H85V234L83 233ZM28 237L29 238H31L32 237V235L31 234H29L28 235ZM46 237V236H45ZM198 237V236H197ZM82 238V237H81ZM83 238H85V237H83ZM51 241V240H50ZM55 244H53L54 246H52V247H54V249L56 250V257L57 258H59V259H61V260H65L66 261V263L67 264H114L115 262H114V259L113 258H108V259H106V260H103L102 259V256H101V259H100V256H99V254L97 253V252H94V249L92 248V251L87 255V256H78L79 258L78 259H75V258H77V257H75L74 259L75 260H71L72 258V255H71V257L69 258V248H67V246H65V243H66V240H62V239H60V237H56V240H55ZM81 242V241H80ZM52 243V242H51ZM72 244H73V242H72ZM180 243H178V245H179ZM68 245V244H67ZM84 245V244H83ZM35 247V246H34ZM73 247V246H72ZM22 249H24L23 248V246H22ZM6 254V253H5ZM7 255V254H6ZM3 256V255H2ZM0 257V260H3L5 263H7V264H13V256L12 257ZM64 262V261H63Z\"/></svg>", "mask_w": 264, "mask_h": 264}]
</instances>
